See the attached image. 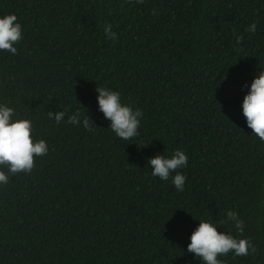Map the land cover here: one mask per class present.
<instances>
[{
	"label": "trees",
	"instance_id": "trees-1",
	"mask_svg": "<svg viewBox=\"0 0 264 264\" xmlns=\"http://www.w3.org/2000/svg\"><path fill=\"white\" fill-rule=\"evenodd\" d=\"M8 14L23 39L0 50V104L49 151L0 185V264H202L187 251L201 219L256 246L224 264H264V142L242 112L264 70V0H0ZM98 86L142 111L138 137L112 132ZM77 111L94 131L66 122ZM177 149L182 192L148 165ZM228 210L242 236L219 223Z\"/></svg>",
	"mask_w": 264,
	"mask_h": 264
},
{
	"label": "clouds",
	"instance_id": "clouds-1",
	"mask_svg": "<svg viewBox=\"0 0 264 264\" xmlns=\"http://www.w3.org/2000/svg\"><path fill=\"white\" fill-rule=\"evenodd\" d=\"M143 3L144 0H138ZM155 14V12H153ZM257 25H249L245 30L255 33ZM235 34V30H234ZM105 35L115 38L111 33V25L105 27ZM23 39L22 25L14 14L4 15L0 18V50L12 55H18V45ZM243 37L237 35V43L242 42ZM247 87V85H245ZM97 100L99 110L107 120L111 121L110 129L121 140L127 141L140 135L139 129L143 113L140 109L121 102V94L118 91L106 87H97ZM242 112L246 118L247 127L261 142H264V70H261L253 79L250 89L242 103ZM15 110L6 104H0V185H7L10 175L21 173L31 174L35 167L34 157H43L48 154L49 147L44 140L33 139V124L30 119H13ZM66 111L48 112V118L54 120L57 125L65 122ZM67 123L80 125L82 123L86 131H94L93 122L88 115L81 117L79 111L68 116ZM188 156L185 151L177 149L171 158L164 155H155L148 160L152 168L151 175L162 181L171 178L177 191H184L186 176L180 171L188 166ZM175 173V175H173ZM221 225L232 223L237 232L242 236L244 222L239 213L228 210L225 219L220 220ZM217 226L208 220L201 219L199 226L190 236L187 246L189 253L195 254L202 264H224L219 259L233 253L235 256L244 257L256 253V246L250 238H238L228 232H218Z\"/></svg>",
	"mask_w": 264,
	"mask_h": 264
}]
</instances>
